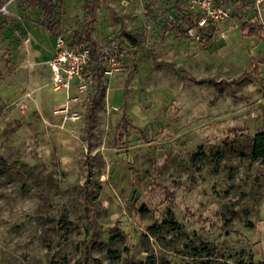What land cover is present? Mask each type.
Segmentation results:
<instances>
[{"label":"rangeland","instance_id":"rangeland-1","mask_svg":"<svg viewBox=\"0 0 264 264\" xmlns=\"http://www.w3.org/2000/svg\"><path fill=\"white\" fill-rule=\"evenodd\" d=\"M51 3L53 34L0 1V264H264V38L242 29L264 33V3L225 0L198 43L175 0ZM85 33L122 68L64 119L48 62Z\"/></svg>","mask_w":264,"mask_h":264},{"label":"built area","instance_id":"built-area-1","mask_svg":"<svg viewBox=\"0 0 264 264\" xmlns=\"http://www.w3.org/2000/svg\"><path fill=\"white\" fill-rule=\"evenodd\" d=\"M177 4L194 14L192 23L186 26L184 36L195 43L201 42L202 30L209 26H216L230 17L231 10L222 0H175ZM264 0H254L258 8ZM168 20L174 21L172 13L167 14ZM124 49L118 43H104L96 47L92 53V47L75 44H66L59 39L54 55L48 62L50 79L55 91L64 90L66 97L59 104L55 113L64 119L78 120L81 116L73 106L81 102L80 95L90 91L101 89V83L105 78H111L121 70V59ZM102 81V82H101ZM71 88L75 94L70 95Z\"/></svg>","mask_w":264,"mask_h":264},{"label":"trees","instance_id":"trees-1","mask_svg":"<svg viewBox=\"0 0 264 264\" xmlns=\"http://www.w3.org/2000/svg\"><path fill=\"white\" fill-rule=\"evenodd\" d=\"M1 1V0H0ZM223 2L225 0H222ZM24 2L30 3L33 2L34 4H37L39 6H41L42 10L44 11H49L48 15H49V21H47L46 23L43 24V26L50 32V33H54V24H59L60 21L59 19H56V13L54 11V9L52 10V3L51 0H24ZM175 5H176V9L179 11L182 21L184 22V25H182L181 27V32L184 35V31L187 25H189L190 23L193 22L194 20V14H192V12H190L189 10H187L186 8L182 7L180 4H177V2L175 1ZM96 8L97 5L96 3H93L90 7H89V11H90V16L91 18L94 17L95 12H96ZM242 29L243 30H247V34L248 35H253V34H258L261 35L262 38H264V33H260L258 31L257 28L253 27L252 25L248 24V23H243L242 24ZM216 29V26H209V28H205L202 30V40L201 41H211L213 40V33ZM82 41H90V35L86 34L84 38H79V42L78 43H82ZM96 48L92 47V53H95ZM251 156L253 159H260L261 163L264 164V131H260L255 133L252 138H251ZM143 210V208L141 209ZM166 222V221H164ZM169 222V221H167ZM157 226H151L149 227V231L155 233Z\"/></svg>","mask_w":264,"mask_h":264},{"label":"crops","instance_id":"crops-1","mask_svg":"<svg viewBox=\"0 0 264 264\" xmlns=\"http://www.w3.org/2000/svg\"><path fill=\"white\" fill-rule=\"evenodd\" d=\"M86 34H89V33H85ZM84 35V37H85ZM90 35V34H89ZM79 38H82V37H79ZM79 38H78V41L75 43V44H83V45H87V46H90V47H97L94 39L91 38V35H90V41H82V43H78L79 42ZM73 44V43H72ZM50 72V71H49Z\"/></svg>","mask_w":264,"mask_h":264}]
</instances>
